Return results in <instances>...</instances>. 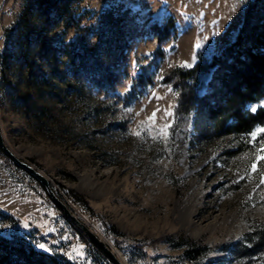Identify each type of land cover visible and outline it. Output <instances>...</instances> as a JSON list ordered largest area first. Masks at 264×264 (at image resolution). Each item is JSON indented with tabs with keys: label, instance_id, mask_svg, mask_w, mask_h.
<instances>
[{
	"label": "rangeland",
	"instance_id": "1",
	"mask_svg": "<svg viewBox=\"0 0 264 264\" xmlns=\"http://www.w3.org/2000/svg\"><path fill=\"white\" fill-rule=\"evenodd\" d=\"M248 2L0 0L6 145L122 264H264V161L250 169L264 133L248 135L264 117L229 131L217 109L229 59L212 61ZM196 64L184 83L201 99H186L174 69ZM0 236L61 263L115 264L1 147Z\"/></svg>",
	"mask_w": 264,
	"mask_h": 264
},
{
	"label": "trees",
	"instance_id": "2",
	"mask_svg": "<svg viewBox=\"0 0 264 264\" xmlns=\"http://www.w3.org/2000/svg\"><path fill=\"white\" fill-rule=\"evenodd\" d=\"M174 21L173 17H169L164 28L167 29ZM220 59H229L227 75L231 80L225 83L226 96L217 109L224 117H230L228 127L231 133L251 131L262 123L264 117L262 109L252 112L244 108L245 103L256 102L264 96V0H249L246 4L243 22L235 39L221 53L214 54L212 61ZM198 65H180L174 69V74L183 85L181 95L186 99H201L184 83L185 79L193 76ZM192 249L197 255L204 252L200 247ZM0 256L9 264H73L71 261L61 263L55 255L4 236H0Z\"/></svg>",
	"mask_w": 264,
	"mask_h": 264
},
{
	"label": "water",
	"instance_id": "3",
	"mask_svg": "<svg viewBox=\"0 0 264 264\" xmlns=\"http://www.w3.org/2000/svg\"><path fill=\"white\" fill-rule=\"evenodd\" d=\"M0 147L3 151L9 155L19 166L25 168L31 174H33L40 182L45 186L48 191L50 197L54 200V202L63 210V212L69 216V218L77 225V227L83 231V233L93 242L97 247H99L115 264H122L118 259L114 250L103 240L101 239L96 232H94L86 223L80 220L70 209L69 207L56 195L52 187L50 186V182L48 178L39 170H37L34 166L19 159L6 145L5 139L2 134V130L0 127Z\"/></svg>",
	"mask_w": 264,
	"mask_h": 264
},
{
	"label": "snow or ice",
	"instance_id": "4",
	"mask_svg": "<svg viewBox=\"0 0 264 264\" xmlns=\"http://www.w3.org/2000/svg\"><path fill=\"white\" fill-rule=\"evenodd\" d=\"M195 46H196V48H200L201 47V43L199 41H197V43H196ZM261 106H264V103H262ZM250 110L252 112H256L257 111V108L256 107H252ZM128 111L131 112L132 110L131 109H128ZM157 111H158V109H157ZM165 114L166 115H171V112L166 110ZM155 117H156V111H153V113L151 114V116H149L147 118V121H141V124L143 125V124H145L147 122L154 123ZM167 127H168V125H165L164 128L160 129V131L162 133H164L165 135H166V132L164 131V129H166ZM260 133H264V126L256 127L255 130L251 131L248 135L252 139H255L257 137V135L260 134ZM139 134H140L139 132H136L135 133V135H139ZM258 161H264V136L261 137L260 147H259V149H257V151L254 154L252 160L250 161V169H251V172H257V162ZM245 171L247 172V169ZM260 175L262 177H264V169H262L260 171ZM260 184H264V179H261L260 180ZM262 199H264V197H262ZM39 247L43 249V248H45V245L44 244H40Z\"/></svg>",
	"mask_w": 264,
	"mask_h": 264
},
{
	"label": "bare ground",
	"instance_id": "5",
	"mask_svg": "<svg viewBox=\"0 0 264 264\" xmlns=\"http://www.w3.org/2000/svg\"><path fill=\"white\" fill-rule=\"evenodd\" d=\"M55 192V191H54ZM121 262V261H120ZM122 263V262H121Z\"/></svg>",
	"mask_w": 264,
	"mask_h": 264
}]
</instances>
